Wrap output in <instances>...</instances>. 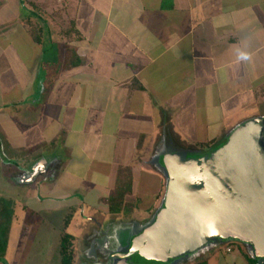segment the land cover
Instances as JSON below:
<instances>
[{"label":"crops","instance_id":"0c3cea01","mask_svg":"<svg viewBox=\"0 0 264 264\" xmlns=\"http://www.w3.org/2000/svg\"><path fill=\"white\" fill-rule=\"evenodd\" d=\"M11 38L22 48L0 50L9 264L26 261L31 223L40 261L58 242V263L44 264H62L64 234L70 264L104 262L156 217L166 184L156 151L217 147L264 115V0H0V42ZM231 244L177 264H209Z\"/></svg>","mask_w":264,"mask_h":264},{"label":"water","instance_id":"95a60500","mask_svg":"<svg viewBox=\"0 0 264 264\" xmlns=\"http://www.w3.org/2000/svg\"><path fill=\"white\" fill-rule=\"evenodd\" d=\"M153 160L166 177L153 222L104 262L78 264H177L210 243L231 242L264 264V115L241 121L210 152L166 149Z\"/></svg>","mask_w":264,"mask_h":264},{"label":"rangeland","instance_id":"374dc122","mask_svg":"<svg viewBox=\"0 0 264 264\" xmlns=\"http://www.w3.org/2000/svg\"><path fill=\"white\" fill-rule=\"evenodd\" d=\"M58 7H61V5L58 3L57 4ZM11 41V42H10ZM10 41H4V42H0V50H2V48L4 47V49L8 48V49H12V52L10 53L9 51L5 50V54L9 55V58L11 57H15V54H14V51H17L19 52L20 51V48L21 47V44L17 41H14L13 38L10 39ZM191 134V133H190ZM193 134H196L197 136H202L201 133H193ZM204 137V136H203ZM213 145H210V147H206L204 148L201 152H192V153H189L188 156H198V155H201V154H204V153H207V152H210L211 150H213ZM149 177H152L151 175H149ZM154 179V177H152ZM3 179H1V175H0V183L3 184ZM148 179V178H147ZM13 180V179H12ZM4 183L7 184V180L4 181ZM148 187V190L150 189L149 186ZM3 188V185L0 184V189ZM16 189H14L15 191ZM150 192V191H148ZM147 198H150L149 196H146V199ZM45 220L51 222L48 217H45ZM52 220V219H51ZM56 222V221H55ZM52 223V222H51ZM54 224V223H53ZM57 224H55L56 226ZM17 227L13 228V233L15 234V230H16ZM43 230V231H42ZM42 232H44V225L42 226ZM13 234V235H14ZM57 235H53V238H56ZM52 238V240H53ZM13 241V240H12ZM31 241V240H30ZM30 241H26V242H23V245H27V248L29 250H26L27 252H24L23 254H21V258L22 259H26V261L22 264H44V259H46V263L47 262H51V263H58L59 261V249L57 248L58 247V242L56 240L52 241V245H51V249L49 250V254L48 256L44 257L43 260L40 261V258L38 257V255H34L37 251L34 249V246L30 247ZM14 243V241H13ZM13 243H11L10 247H9V250H8V258L10 259L9 256H11L13 253H15V250L13 249ZM233 245H234V251L233 253H227L225 252V248H220L218 251H216V253L214 254V262H213V259L210 260L209 264H225V263H230V264H235L233 263V259H234V255L237 254L238 255V252L237 251H240L239 250V247L242 248V250L244 249V251L247 253L246 251V247L242 244V243H239V242H231ZM231 244V245H232ZM29 245V246H28ZM239 247H237V246ZM23 246V247H24ZM229 247V246H228ZM55 248V249H54ZM241 252V251H240ZM242 253V252H241ZM243 254V253H242ZM36 256V257H35ZM243 257L244 260H242L241 262H236V264H241V263H244V261H246L247 256L243 254ZM38 258V259H37ZM140 263L141 264H152L153 261L151 260H148V259H143V260H140ZM245 264H253L252 262H245Z\"/></svg>","mask_w":264,"mask_h":264},{"label":"trees","instance_id":"16d2710c","mask_svg":"<svg viewBox=\"0 0 264 264\" xmlns=\"http://www.w3.org/2000/svg\"><path fill=\"white\" fill-rule=\"evenodd\" d=\"M36 27L32 23L29 25L28 29L31 34L35 35L37 33ZM11 214H12V211L10 208V202L5 200L4 198H0V256H3L4 250H5L6 237L8 233ZM70 238H71V235L69 234H64L61 238L60 251H61V263L62 264H70L71 255H72L71 250H70V245H71ZM247 258L249 262H252L253 264H258L257 259L249 255H247Z\"/></svg>","mask_w":264,"mask_h":264},{"label":"flooded vegetation","instance_id":"af4514ba","mask_svg":"<svg viewBox=\"0 0 264 264\" xmlns=\"http://www.w3.org/2000/svg\"><path fill=\"white\" fill-rule=\"evenodd\" d=\"M31 16H33V15H31ZM29 27V26H28ZM27 27V28H28ZM30 32V31H29ZM34 169H35V167H34ZM34 169L33 170H30V171H28L27 172V174H28V176L30 177L32 174H33V171H34ZM42 173H48L47 172V170H45L44 168H43V171H42ZM45 174V175H46ZM16 175H18V174H16ZM42 177H44L43 175H41ZM19 177V176H18ZM10 208H11V211H12V214H11V217H10V223H9V226H10V224H11V220L13 219V216H14V211H13V208H14V206H12V204H11V202H10ZM32 226H35V224L34 223H31V224H26L25 225V227H23V229L22 230H26V232H24L23 233V235H22V239H21V241H22V248L24 249L25 247H27V245H23V242H26V241H30V247L32 246V242H33V237H34V235H33V232H32ZM9 229V228H8ZM33 231H34V229H33ZM9 232V231H8ZM8 233H7V237H6V244H5V250H4V253H3V256H0V264H3L2 262H1V259H5L7 262H8V260L6 259V256H5V252H6V248H7V244H8ZM28 245V246H29ZM24 246V247H23ZM113 246V244L111 245V247ZM115 246V245H114ZM27 250H29V249H27ZM92 251H90L92 254H94V250L93 249H91ZM96 252H100V250L98 249V251H96ZM8 264H9V262H8Z\"/></svg>","mask_w":264,"mask_h":264},{"label":"built area","instance_id":"2783aa9c","mask_svg":"<svg viewBox=\"0 0 264 264\" xmlns=\"http://www.w3.org/2000/svg\"><path fill=\"white\" fill-rule=\"evenodd\" d=\"M226 250H227V251H230V247H227Z\"/></svg>","mask_w":264,"mask_h":264},{"label":"clouds","instance_id":"9594fccd","mask_svg":"<svg viewBox=\"0 0 264 264\" xmlns=\"http://www.w3.org/2000/svg\"><path fill=\"white\" fill-rule=\"evenodd\" d=\"M244 58H247L246 56Z\"/></svg>","mask_w":264,"mask_h":264}]
</instances>
